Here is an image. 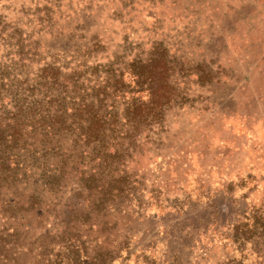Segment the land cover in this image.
Returning a JSON list of instances; mask_svg holds the SVG:
<instances>
[{
  "label": "rangeland",
  "instance_id": "374dc122",
  "mask_svg": "<svg viewBox=\"0 0 264 264\" xmlns=\"http://www.w3.org/2000/svg\"><path fill=\"white\" fill-rule=\"evenodd\" d=\"M122 1L11 0L2 12L10 33L36 42L40 59L68 69L78 57L72 34L104 46L102 54L86 58L88 65L123 51L144 55L155 41L170 46L180 58V106L168 112L166 131L128 167L142 203L133 213L135 251L148 258L132 257L128 264H255V255L229 243L224 224L229 208L244 210L264 198V0H129L126 13ZM46 4L54 8L53 36L33 20ZM82 26L83 34L74 31ZM15 59L14 50L0 44V65ZM41 61L26 69L33 72ZM203 63L209 84L198 81ZM228 184L234 187L225 191ZM66 199L52 206L57 216ZM3 207L0 245L4 238L11 259L0 256V264H29L25 250L32 238L55 239L61 218Z\"/></svg>",
  "mask_w": 264,
  "mask_h": 264
},
{
  "label": "trees",
  "instance_id": "16d2710c",
  "mask_svg": "<svg viewBox=\"0 0 264 264\" xmlns=\"http://www.w3.org/2000/svg\"><path fill=\"white\" fill-rule=\"evenodd\" d=\"M9 1L0 0V44L14 50L17 59L0 65L1 211L61 218L55 239L48 234L32 238L25 250L32 257L29 264L148 259L135 251L133 213L142 203L135 198L137 182L128 167L144 145L166 131L168 112L180 106V58L170 46L155 41L144 55L123 51L88 65L86 58L103 53L104 46L99 39L89 43L72 34L75 66L46 62L36 54V42L24 38L23 43L16 30L9 32L2 12ZM128 3L121 2L122 13ZM53 9L46 4L33 17L50 36ZM82 27L74 31L83 34ZM39 61L33 72L26 69L27 63L34 67ZM199 67L198 81L211 83L208 66ZM65 195L57 216V200ZM228 211L224 226L229 243L241 254L255 255V264H264V198L244 210ZM5 245L3 238L0 256L11 259Z\"/></svg>",
  "mask_w": 264,
  "mask_h": 264
}]
</instances>
